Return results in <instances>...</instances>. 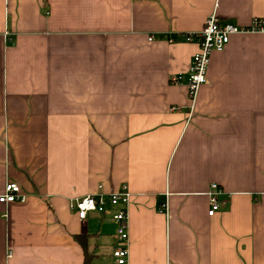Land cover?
Returning a JSON list of instances; mask_svg holds the SVG:
<instances>
[{
	"label": "crops",
	"instance_id": "obj_1",
	"mask_svg": "<svg viewBox=\"0 0 264 264\" xmlns=\"http://www.w3.org/2000/svg\"><path fill=\"white\" fill-rule=\"evenodd\" d=\"M212 15L264 0H0V194L26 196L0 203V264H85L77 235L117 264L112 217L70 202L123 184L128 264H264V34L212 53L193 113L172 82Z\"/></svg>",
	"mask_w": 264,
	"mask_h": 264
},
{
	"label": "built area",
	"instance_id": "obj_2",
	"mask_svg": "<svg viewBox=\"0 0 264 264\" xmlns=\"http://www.w3.org/2000/svg\"><path fill=\"white\" fill-rule=\"evenodd\" d=\"M235 34H264V18L254 17L248 25H235L223 22L216 15L208 18L203 31L190 33L185 36L187 41H195L199 49L194 54L191 67L187 75L182 73L172 77L175 84L185 83L188 88L191 104L190 112L193 113L196 99L202 85L208 81L207 73L210 58L213 52L223 51L229 43L231 36ZM173 111L180 110L179 106L172 107ZM190 113V115H191ZM221 191L217 184H212L210 196L209 215L213 216L220 210L225 202L218 200ZM131 192L126 184L111 192H104L103 185L98 186V192L71 200L70 207L78 218L85 220L90 213L110 215L116 224L117 246L113 250V257L117 264L129 262V205ZM26 196L21 192L18 184L8 182L4 192L0 194V203L23 202ZM11 256V253L9 254Z\"/></svg>",
	"mask_w": 264,
	"mask_h": 264
},
{
	"label": "trees",
	"instance_id": "obj_3",
	"mask_svg": "<svg viewBox=\"0 0 264 264\" xmlns=\"http://www.w3.org/2000/svg\"><path fill=\"white\" fill-rule=\"evenodd\" d=\"M76 239L78 243L82 246L85 254V264H92V261L94 260L95 256L94 253H92L88 247V236L87 235H77Z\"/></svg>",
	"mask_w": 264,
	"mask_h": 264
},
{
	"label": "rangeland",
	"instance_id": "obj_4",
	"mask_svg": "<svg viewBox=\"0 0 264 264\" xmlns=\"http://www.w3.org/2000/svg\"><path fill=\"white\" fill-rule=\"evenodd\" d=\"M116 235V234H115Z\"/></svg>",
	"mask_w": 264,
	"mask_h": 264
}]
</instances>
